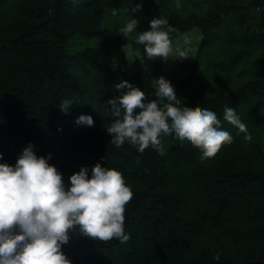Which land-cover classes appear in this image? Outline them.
I'll list each match as a JSON object with an SVG mask.
<instances>
[{"label":"trees","instance_id":"obj_1","mask_svg":"<svg viewBox=\"0 0 264 264\" xmlns=\"http://www.w3.org/2000/svg\"><path fill=\"white\" fill-rule=\"evenodd\" d=\"M141 1L0 0V163L14 165L31 142L38 156L51 154L66 183L81 166L90 175L97 162L121 171L133 191L124 212L130 239L72 233L62 246L72 264H264V0H216L204 16L169 17L172 42L195 29L203 35L196 59L183 64L189 75L171 82L179 107L215 111L233 136L209 158L163 133L160 150L110 142L107 101L127 90L115 84L144 86L106 58L131 43L146 67L159 71L161 59H149L120 31L117 44L73 45L102 37L107 16L125 7L142 4V15L161 14ZM63 100L73 101L67 113ZM225 105L247 125L251 141L224 120ZM81 114L94 125L76 123Z\"/></svg>","mask_w":264,"mask_h":264},{"label":"clouds","instance_id":"obj_2","mask_svg":"<svg viewBox=\"0 0 264 264\" xmlns=\"http://www.w3.org/2000/svg\"><path fill=\"white\" fill-rule=\"evenodd\" d=\"M141 7L135 4L131 10ZM149 23L148 30L135 36L149 59L187 58L186 49H173L170 33L175 28L167 19L156 17ZM137 25L138 20L131 17L120 31L130 35ZM114 87L127 89L107 101L113 121L106 128L116 147L127 141L139 152L150 145L160 150L163 133L201 149L202 157L209 158L233 142V136L220 127L215 111L181 109L174 86L163 76L156 78L153 85L159 100H147L146 93L128 80ZM72 103L63 100L59 107L67 113ZM224 120L243 133L245 141L252 140L234 108L225 105ZM76 123L93 126L94 119L90 114H81ZM33 149L29 142L14 165L0 163V264H72L62 250L72 233L102 241L115 238L120 243L130 239L124 212L133 191L121 171L97 162L91 166L90 175L89 166H81L66 183L62 173L49 163L51 154L38 156ZM214 258L218 260L219 253Z\"/></svg>","mask_w":264,"mask_h":264},{"label":"rangeland","instance_id":"obj_3","mask_svg":"<svg viewBox=\"0 0 264 264\" xmlns=\"http://www.w3.org/2000/svg\"><path fill=\"white\" fill-rule=\"evenodd\" d=\"M216 0H142L141 2L151 8L154 12H159L154 17H146L139 11H132L133 6L125 7L120 14L114 12L110 13L104 25V34L102 37L92 40L77 39L73 45L74 50H82L85 47H100L104 44H117L115 36L116 31H120L130 18L138 20L137 30L130 35H127L129 41H135V36L138 32L148 30L150 28V21L153 18L159 17L169 20L172 14H177L181 17H187L190 14H198L204 16L210 5ZM226 1V0H221ZM237 2L248 5L250 0H237ZM258 24V23H257ZM167 26H165L166 28ZM258 25L256 28L258 29ZM259 30V29H258ZM121 32V31H120ZM202 32L193 30L183 36L175 39L172 42L173 49L176 48L186 49L187 58H168L167 60L161 59V68L157 71L154 67H146L144 65L143 56L140 50L133 48L132 44L123 45L118 50H113L111 55L106 58L108 66L116 70L121 65L123 72L128 76L135 74L141 77L144 86V92L150 96L155 95L153 87L155 79L163 76L170 82L172 80L182 81L189 75V70L183 66L187 62H192L196 59L198 47L202 40ZM187 38L188 43H185ZM175 51L172 55H175Z\"/></svg>","mask_w":264,"mask_h":264}]
</instances>
